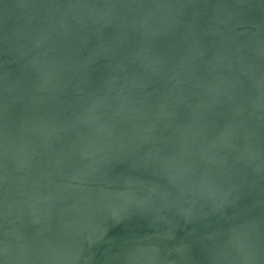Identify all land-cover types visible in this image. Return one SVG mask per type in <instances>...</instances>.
Returning <instances> with one entry per match:
<instances>
[{
  "label": "water",
  "instance_id": "95a60500",
  "mask_svg": "<svg viewBox=\"0 0 264 264\" xmlns=\"http://www.w3.org/2000/svg\"><path fill=\"white\" fill-rule=\"evenodd\" d=\"M0 264H264V0H0Z\"/></svg>",
  "mask_w": 264,
  "mask_h": 264
}]
</instances>
